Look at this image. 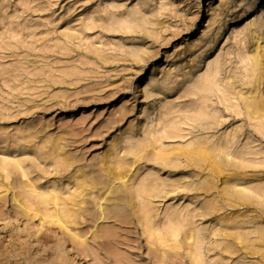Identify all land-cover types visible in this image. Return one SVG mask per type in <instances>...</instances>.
I'll return each mask as SVG.
<instances>
[{"label":"rangeland","instance_id":"374dc122","mask_svg":"<svg viewBox=\"0 0 264 264\" xmlns=\"http://www.w3.org/2000/svg\"><path fill=\"white\" fill-rule=\"evenodd\" d=\"M230 1L0 0V240L31 236L32 243L40 235L47 243L34 244L36 254L26 264H71L73 244L42 217L19 215L13 194L56 195L70 209L82 174L100 176L106 160L129 162L130 148L153 135L177 154L214 143L227 161L226 148L235 167L264 172V118L251 119L239 99L253 91L264 100V74L246 86L254 44L234 37L256 8L235 9ZM212 21L219 23L215 34L222 27L214 48ZM259 44L264 47V36ZM217 58L208 83L214 93L197 92L193 81ZM141 85L147 95L138 93ZM15 162L27 178L13 171ZM131 176L136 186L151 189L143 203L151 205L163 247L148 238L138 218L98 222L109 225L112 238L99 247L89 235L92 247L81 254L82 264H197L185 241L189 232L203 241L201 264H264L263 251L245 250L240 242L232 254L225 250L234 241L230 234L254 241L264 228V192L245 208L230 204L223 191L238 193L231 191L234 180H219L185 159L176 168L144 160ZM95 198L72 214L78 232L93 226L86 214L94 212ZM173 237L177 250H169Z\"/></svg>","mask_w":264,"mask_h":264},{"label":"bare ground","instance_id":"6f19581e","mask_svg":"<svg viewBox=\"0 0 264 264\" xmlns=\"http://www.w3.org/2000/svg\"><path fill=\"white\" fill-rule=\"evenodd\" d=\"M145 2L147 0H144ZM235 4V9L251 5L256 8L253 11L254 15L252 20L247 19V26L244 30L235 32V39L241 37L244 40L242 43L252 41L254 44V51L250 52L247 56V60L251 63V69L253 77L249 78L246 86L258 84L260 78L264 74V47L259 43L261 37L264 36V0H233L229 2V5ZM210 12L208 11L207 14ZM211 15L208 16L210 18ZM250 21V22H249ZM133 22V21H130ZM145 24V22H143ZM125 25V23H123ZM147 24V22H146ZM219 24L218 22L212 21L209 25L210 34L209 39L210 47H215L217 44L221 30V26L218 27V35L214 33V26ZM236 25V23H234ZM233 24V26H235ZM125 29L124 27H120ZM219 58L208 64L207 72L198 77L193 81V88L197 92H212L214 93L213 86L208 83H212L211 75L217 73V65ZM216 68V69H215ZM215 69V70H214ZM149 83L155 84V80L150 79ZM145 84V83H144ZM159 85V82H158ZM157 85V86H158ZM139 94L144 93L147 95L148 90L141 85L139 87ZM240 102L243 109L247 112V115L258 122L262 123L264 118V100L260 99L256 93L250 91L245 95L242 94ZM163 138H157L152 136L143 141L138 146L130 148L131 160L129 162L122 161L118 163H110L106 160L104 167L101 168V175L98 177H91L87 174H82L79 179V185L75 194V197L71 199L72 208L65 209V206H61V200L56 195L49 196L46 199L44 193L39 194L37 191V197L32 198L27 196V192L13 194L12 202L17 204V213L19 215L28 216L32 213L34 218L42 217V223H49L55 225L62 232L65 237L71 240L73 248L72 263L71 264H82L80 258L81 254L88 252L91 249L89 235H92V240L97 241V245L102 247L109 242L112 238V229L109 225H98V222H125L128 223L132 217L138 218V221L142 224L147 236L150 240L155 243H160L163 247V234L154 226V219L151 212V205L145 202V198L151 195V189L145 185H138L132 181L133 176L131 173L137 167V165L148 160L155 162L163 168L174 167L176 168L182 159L190 161L197 167L205 168L212 177L222 180L220 177L225 179L231 178L234 180L235 185L231 191L238 192L236 194L224 189L223 196L230 204L239 205L240 207L247 206L246 202H250L252 198L262 200V193L264 192V172L251 174L246 168L235 167L232 162L231 154L223 148L226 152L227 161L220 158L217 155V147L211 143L199 142L193 147H188L180 153H176V150L166 148L161 142ZM59 156V153H57ZM63 162L66 165H71L70 158H63ZM13 171L21 174L22 178H27V173L23 170L21 163L15 162L11 165ZM206 191H212L214 184L207 181ZM252 185H257L255 188ZM96 194V206L94 212L88 210V215L94 222L93 226L89 228L87 232L81 233L73 226V223L77 221L72 214H77L78 211L85 208L88 204V199L91 195ZM53 205L54 211L51 212L49 207ZM218 203L213 202L211 209H217ZM2 206L0 205V219L2 216ZM73 210V211H72ZM176 211V210H175ZM73 212V213H71ZM91 229V230H90ZM180 225L176 223L173 225L172 230L174 237L177 238L179 235ZM257 236L254 241L248 236L242 234L232 233L228 236L229 239L234 241L226 242V252L232 254V251L236 250V242L244 244L245 250H252L257 253L264 252V228L258 230ZM173 237V238H174ZM31 236L29 237H14L10 236L7 239L0 240V264H26L29 262V258L35 256L33 251L34 244L45 245V240L37 235L34 241L31 243ZM174 238L173 247H169V250H177L180 247V243L176 242ZM186 242H189V255L196 260L197 264H201V249L203 245L202 239L196 232H189L185 238ZM246 245V246H245ZM195 249V252H194ZM86 264L87 263L86 261Z\"/></svg>","mask_w":264,"mask_h":264}]
</instances>
